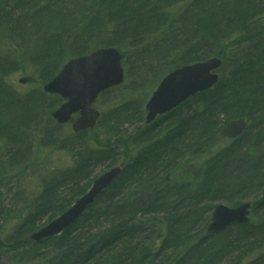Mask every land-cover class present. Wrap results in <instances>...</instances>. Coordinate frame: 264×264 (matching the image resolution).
I'll return each mask as SVG.
<instances>
[{
	"label": "trees",
	"instance_id": "obj_1",
	"mask_svg": "<svg viewBox=\"0 0 264 264\" xmlns=\"http://www.w3.org/2000/svg\"><path fill=\"white\" fill-rule=\"evenodd\" d=\"M6 43L17 49L0 55L1 166L8 172L32 167L41 190L6 239L2 225L11 209L0 204V256L20 264H145L172 248V264H215L221 248L244 241L251 254L239 264H264V0H0V46ZM108 46L122 52L125 80L101 94L112 106L78 135L64 137L51 119L59 96L18 94L7 80L27 67L44 84L70 58ZM212 56L222 60L218 82L144 124V104L160 79ZM126 113L138 122L133 133L108 130L112 122H131ZM236 118L247 121L246 129L221 145L220 130ZM90 132L94 145L70 140ZM40 148L66 150L58 152L70 163L53 165L47 151L34 156ZM123 158L120 174L74 224L39 242L30 239L44 216L47 223L88 190L98 164L112 167ZM261 188L247 224L191 234L212 208L206 201L235 204ZM232 230L235 242L218 241ZM120 245L116 256L108 253Z\"/></svg>",
	"mask_w": 264,
	"mask_h": 264
},
{
	"label": "water",
	"instance_id": "obj_2",
	"mask_svg": "<svg viewBox=\"0 0 264 264\" xmlns=\"http://www.w3.org/2000/svg\"><path fill=\"white\" fill-rule=\"evenodd\" d=\"M122 59V54L117 48L105 47L67 61L56 77L43 86L46 93L57 94L65 100L52 113L57 122L65 124L76 113L77 117L72 122L74 132L93 127L99 117V111L92 106L97 96L108 88L120 85L124 80ZM220 65L221 60L212 57L167 73L145 104V122H151L157 115L166 113L187 98L211 88L218 81L216 70ZM19 82L26 83V78H20ZM246 126L243 118L231 120L221 130L220 135L235 138L242 134ZM122 165L123 162L97 177L90 189L70 208L32 233L30 239L39 241L72 225L101 191L118 176ZM250 211L249 202L232 208L218 204L211 212L207 231L216 232L231 223H247Z\"/></svg>",
	"mask_w": 264,
	"mask_h": 264
},
{
	"label": "rangeland",
	"instance_id": "obj_3",
	"mask_svg": "<svg viewBox=\"0 0 264 264\" xmlns=\"http://www.w3.org/2000/svg\"><path fill=\"white\" fill-rule=\"evenodd\" d=\"M45 20H48V17H45ZM57 22H60V21L57 20ZM16 49H17V47L15 44L6 43V44L0 46V55L5 54L7 57H10V55H12L16 51ZM24 76L29 77V71H28L27 67H25V71H18L16 73L10 75L7 78L8 82L11 85V90H13L15 93H18V94H22V93H25L28 91L33 92L34 90H41V91L43 90V88H42L43 84L35 76H33L32 78L29 77L28 82L24 85L19 83V81H18L19 78L24 77ZM120 91H123V90L115 91V92H113L112 95H114L115 93H118ZM95 106H96V108H98V110L101 113L107 112V110L112 106V103L110 101V97H108V96H103L102 98L99 97L96 100ZM126 115L128 116V118L125 119V121H131L134 118L131 113H126ZM108 116H109V112H108ZM137 126H139L137 121L123 122V123L122 122L121 123L112 122L108 126V130H112L119 135L123 134L126 136L127 134H130V132L133 133ZM21 131H24L26 133L29 132V130H21ZM70 131H71V125L70 124H65V125L61 126V132H62V135L64 137H68L67 133ZM80 133L79 132L75 133V135H78ZM75 137H77V138L70 139L73 143H80L81 139L85 138V139H87L89 145H91V143L94 145V143L92 141L90 143V140H92V138L94 137V135H92L91 132L88 135L75 136ZM27 138L31 141L29 134H27ZM100 139L101 138H99V140ZM23 141L25 143H28L27 140H23ZM229 142H230V140H222L220 144L225 145ZM3 151H4L3 141H0V153H3ZM38 151H47L46 157H49L50 160H51V158H53V165H56L57 167H60V168L65 167L70 163L69 162L70 157L67 153L58 152V151H66V150H55V149L40 148V149L36 150L34 156H40V158H41V154ZM52 151H54V152H52ZM48 153H52V154L49 155ZM133 153H135V152L131 151V154H133ZM4 159H5V155H3V160ZM47 160H45V162ZM51 162H52V160H51ZM1 164H2V161L0 159V169L2 170V173L4 170L6 172V174L0 175V204L5 210L11 209V213H9V215L5 217V222L2 225L3 231L1 233V239H6L9 235H11L13 233V230H14L15 226L17 225V220L19 219V216L22 217L28 212L30 205H32L33 195H37L38 190H41V177H40V174L37 172H35L36 175L32 176V167H30V168L28 167L25 169V167H26L25 166L24 169L21 171L20 170L19 171L18 170L17 171H15V170L11 171L9 169L10 172H8L7 170H5L1 166ZM4 165L6 168L9 167L5 163H4ZM109 167L107 165H103V163L98 164V166L95 168V170L93 172V175H96L98 173L100 174V173L104 172L105 170L109 169ZM39 168L40 169H38V170L42 174H45V175L48 174L47 172L41 171V170H43L42 167H39ZM23 186H26L27 189L24 190ZM262 189L263 188L259 189L256 192H250L246 195H243L242 198L239 200V202L235 203V204H230L229 202L223 201L220 199H217L214 201H206V204L211 206V207H214V205L219 204V203L223 204V205H227V206H235V205H237L243 201L254 203L260 197V195L262 193ZM67 191L68 190H65L62 193V195L66 196L65 194H67ZM21 197H23L24 199H22ZM210 212L211 211L204 212L202 220H198L197 222H195L193 224L192 228L190 229L192 235L198 234V236L199 235L203 236L205 234H208L206 232V227H207V224L209 222ZM46 218H47L46 216L43 217V219L38 223L39 224L38 227L44 225ZM2 222H3V220H2ZM140 239L142 242L139 244L144 245L145 243L148 242L149 234H148V236L140 237ZM210 239L212 240V237L205 238V240H210ZM217 239L219 242H223L224 240H229V241L235 242L236 241V234H235L234 230H232V231H229L225 235L217 236ZM206 243H212L213 244L212 241H210V242L206 241L205 244ZM119 247H120V249H119ZM124 248H125V246H124ZM121 249H122L121 245L115 246L108 253L113 256L119 250L121 251ZM221 249H222L221 251H222L223 255L220 258H216L215 264H239V263L243 262L244 260L249 259V255L251 254V252H250L251 248H250L249 244L247 242H244V241L241 242L240 244H238L237 247H232L228 251L224 250L223 248H221ZM173 250L174 249H172V248L167 249L165 251L160 250L154 255L153 259L150 258V256H149L145 260V264H172L171 253ZM124 251L125 250L123 249L122 252H124ZM108 253H106V254H108ZM0 264H20V263H17L14 261L9 262V260L7 258L0 256Z\"/></svg>",
	"mask_w": 264,
	"mask_h": 264
},
{
	"label": "bare ground",
	"instance_id": "obj_4",
	"mask_svg": "<svg viewBox=\"0 0 264 264\" xmlns=\"http://www.w3.org/2000/svg\"><path fill=\"white\" fill-rule=\"evenodd\" d=\"M182 66H184V65H182ZM181 67V66H180ZM61 69V68H60ZM60 71V70H59ZM59 71L54 75V77H56V75L59 73ZM53 77V78H54ZM9 92H11V91H9ZM12 93V92H11ZM95 109H98V108H96V106L94 105L93 106ZM58 107H56V108H54V110L51 112V119H52V121L54 122V124H57V125H59V126H62L61 124H59L58 122H57V120L52 116V113L57 109ZM226 125V124H225ZM225 125L222 127V129L225 127ZM221 129V130H222ZM221 130H220V132H221ZM219 132V133H220ZM27 141H28V143L27 144H29V143H31V141L27 138L26 139ZM115 180V179H114ZM210 222V221H209ZM209 222H208V224H207V227H208V225H209Z\"/></svg>",
	"mask_w": 264,
	"mask_h": 264
}]
</instances>
